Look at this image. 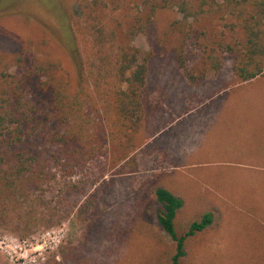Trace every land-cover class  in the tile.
Returning <instances> with one entry per match:
<instances>
[{
  "label": "rangeland",
  "instance_id": "1",
  "mask_svg": "<svg viewBox=\"0 0 264 264\" xmlns=\"http://www.w3.org/2000/svg\"><path fill=\"white\" fill-rule=\"evenodd\" d=\"M106 14L120 39L139 19L145 25L134 44L154 57L140 130L132 139L107 132L85 167L49 163V181L28 204H6L0 264H167L172 242L157 222L158 185L181 194L189 211L204 204L222 211L220 226L194 241L185 264H264V79L216 93L235 83L232 62L223 58L218 72L203 64L197 39L184 46L173 30L182 15L160 11L150 21L144 0H110ZM79 17L77 0H0V93L20 92L23 104L45 114L44 82L78 88L90 50ZM222 25L212 17L194 24L213 40ZM49 64L58 68L39 70ZM30 205L41 223H28Z\"/></svg>",
  "mask_w": 264,
  "mask_h": 264
},
{
  "label": "trees",
  "instance_id": "2",
  "mask_svg": "<svg viewBox=\"0 0 264 264\" xmlns=\"http://www.w3.org/2000/svg\"><path fill=\"white\" fill-rule=\"evenodd\" d=\"M109 1L77 0V28L90 47L78 88L44 82L49 101L45 114H38L33 102L23 104L20 92L13 96L0 93V216L8 213L6 204L13 207L18 203L22 209L23 203L28 204L32 194L42 189L54 169L49 163H64L68 169L85 167L101 150L96 144L106 141L107 132L132 139L131 134L140 130L154 56L134 44L135 38L145 32L140 19V25L119 38L107 20ZM144 4L150 21L160 11L182 15L173 30L185 37L184 46L197 39L203 64H211L212 71H220L223 58L228 57L239 83L264 75V0H144ZM206 17L222 22L219 39H211L206 30L196 33L194 24ZM185 52L182 44L177 61L183 69ZM54 67L58 68L57 64L39 70L49 72ZM189 78L195 80L191 75ZM153 194L161 205L159 228L172 242L165 252L166 262L185 264L194 241L220 226L222 211L207 204L189 211L186 199L164 185L155 186ZM29 207L28 223H41L45 217L40 219L36 208ZM54 224L49 218L46 225Z\"/></svg>",
  "mask_w": 264,
  "mask_h": 264
},
{
  "label": "crops",
  "instance_id": "3",
  "mask_svg": "<svg viewBox=\"0 0 264 264\" xmlns=\"http://www.w3.org/2000/svg\"><path fill=\"white\" fill-rule=\"evenodd\" d=\"M236 77V76H235ZM236 79V81H235V83L233 84V83H230V85H228V86H226L225 87V90H218L216 93H218L219 91V93H223L224 91H230V92H232V93H234V92H236V91H238V90H240V89H242V88H244V87H248V86H251V85H253V84H256V83H259L260 81H262L263 79H264V77H263V75L261 76V77H258V78H256V79H254V80H252V81H250V82H245V83H239L238 81H237V78H235ZM234 82V81H233ZM231 86V87H230ZM213 94H215V93H213ZM212 94V95H213ZM216 95V94H215ZM207 99H205V98H203L202 100H200L203 104H207L208 103V101H210L211 99H209L208 101H206ZM199 101V103L200 104H202L201 102ZM206 101V102H205ZM192 111V110H191ZM190 111V112H191ZM181 195V194H180Z\"/></svg>",
  "mask_w": 264,
  "mask_h": 264
}]
</instances>
